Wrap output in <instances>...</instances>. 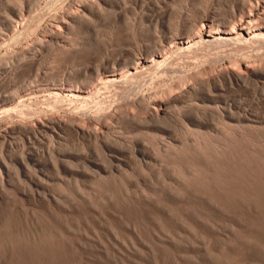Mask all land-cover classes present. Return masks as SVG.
Wrapping results in <instances>:
<instances>
[{"label":"rangeland","instance_id":"rangeland-1","mask_svg":"<svg viewBox=\"0 0 264 264\" xmlns=\"http://www.w3.org/2000/svg\"><path fill=\"white\" fill-rule=\"evenodd\" d=\"M45 1L0 0V264H264V95L257 78L233 76L263 69L264 46L238 50L237 62L214 50L140 71L137 93L173 95L164 118L100 78L117 57L145 53L215 8L227 13L231 1L110 0L72 30L54 19L79 2ZM208 90L216 97H202ZM206 98L255 109L248 118L259 121L184 115L188 101Z\"/></svg>","mask_w":264,"mask_h":264},{"label":"bare ground","instance_id":"bare-ground-1","mask_svg":"<svg viewBox=\"0 0 264 264\" xmlns=\"http://www.w3.org/2000/svg\"><path fill=\"white\" fill-rule=\"evenodd\" d=\"M49 0L45 1V2H48ZM53 1V0H51ZM62 1V0H61ZM70 3L75 1L76 0H69ZM79 2V5L80 6V9H76L74 11V9L72 10L73 12L71 11H66L64 12L63 9V13H61V15L59 14V11L58 14L61 18V21L60 19H54L55 22L57 20V22L59 23L58 24V27H60L59 25H62V27H64L65 29L67 30H72L71 28L73 27V24L74 23H80L81 21H83L85 19V17L88 15V13H91L93 12V8L94 7H97L99 4L103 3V4H108L110 0H77ZM123 0H116V3H121ZM228 1V0H227ZM231 1V10L228 11L227 13H223L221 12V10H216L217 8H215L213 11L210 12L209 15H205V14H202L201 16H199V18L195 21H193L192 23L190 24H186L184 25L181 29H179V27L175 28L174 30H171L169 33L167 34H164L163 35V39L159 41L158 44H154V45H149L146 47L145 49V53H139V54H131L129 55L126 59L124 58H119L118 57L116 59L113 60V63L111 64V67L112 69L111 70H108L109 68V64L108 65H105L102 67L103 69V72L100 74V78L103 79V84L104 85H107V84H111V85H114L115 87L116 86H120L121 87H124L125 88V92L128 91V93H131L132 96H134L132 98V102L133 104H138V105H141L143 107V105L145 106L144 111H146V113H148L147 110H150V109H153V113L152 111L150 113H152L153 115V118L154 116H156L158 119L159 116L163 115L162 117L164 118L165 115H172L171 112H172V109H170V105L169 104L172 100H174L172 98L173 95H171L169 92H166V89L165 90H154V89H150V92H148L147 95L145 94H142V92L140 93H137V90L134 88V86L132 85V82L134 80H136L135 78L137 77L138 73L142 70H145V69H148V71L150 70H155V68L159 67L161 64H164L166 62L167 59H169V57L173 54L175 55H192L193 57H205V55L207 56L208 54L214 53V50L215 51H219V53H216L214 56L218 59H220L218 56H222L221 58V62H233V60H235V57L233 58V53H237L239 52L238 50L244 48V49H248L250 47H263L264 46V0H230ZM19 2V1H18ZM17 2V3H18ZM54 2V1H53ZM60 2V0H59ZM63 2H66V0H63ZM221 2V1H220ZM22 2L20 1V4ZM50 4V1L48 2ZM57 3V2H56ZM111 3V1H110ZM219 3V2H218ZM230 3V2H229ZM228 3V4H229ZM20 4L18 7H20ZM33 4V3H32ZM72 4V3H71ZM102 4V5H103ZM221 4V3H220ZM227 4V3H225ZM60 5V4H59ZM223 5V3H222ZM15 6V5H14ZM21 6H23L21 4ZM48 6V5H47ZM55 6V5H54ZM57 6V5H56ZM46 7V6H45ZM63 7V6H62ZM65 7V6H64ZM63 7V8H64ZM70 7V6H69ZM100 7V6H99ZM22 8V7H21ZM206 8V7H205ZM23 9V8H22ZM21 9V11H22ZM219 9V8H218ZM208 10V9H207ZM206 10V11H207ZM16 11V9H15ZM14 11V13H16ZM20 11V8L19 10ZM20 11V12H21ZM210 11V9H209ZM226 11V10H225ZM56 12V13H57ZM60 12H61V9H60ZM19 12H17L18 14ZM6 15V14H5ZM53 15H54V12H53ZM56 15V14H55ZM54 15V17H55ZM119 15V14H117ZM121 15V14H120ZM37 16V15H36ZM58 16V18H59ZM7 18H9L8 16H6ZM33 17V16H32ZM11 18V17H10ZM9 18V19H10ZM14 18V17H13ZM9 19L7 20L9 22H7L8 26L7 28H10L12 26V23H11V20L9 21ZM5 21V20H4ZM13 21V20H12ZM37 24V23H36ZM54 27H57L55 25H53ZM57 27V28H58ZM14 28H15V25H14ZM56 28V29H57ZM12 29V28H11ZM56 31V30H55ZM59 33L61 34L60 32V29L58 30ZM16 32H20V31H16ZM16 32L14 31V34H16ZM63 32V31H62ZM67 32V31H66ZM57 34V33H52L51 31V36L50 38L52 37H59L62 36L60 34ZM18 34V33H17ZM14 36V35H13ZM16 36V35H15ZM14 36V37H15ZM63 38V37H62ZM56 39V38H55ZM53 40V39H52ZM64 40V39H63ZM42 42V41H41ZM40 42V44H41ZM46 42V41H45ZM44 43V41H43ZM42 43V45L44 46V44ZM156 43V42H155ZM41 45V46H42ZM262 45V46H260ZM229 47V48H227ZM227 48V49H225ZM244 49L242 51H240V53L243 54L244 52ZM254 49V48H253ZM225 50H229L227 55L226 54H221L220 51L225 52ZM252 50V49H250ZM256 50V49H255ZM263 51V49H262ZM227 52V51H226ZM252 52V51H251ZM255 52V51H254ZM263 53V52H262ZM250 54V52H249ZM256 54V53H255ZM248 55V54H247ZM183 56V57H184ZM213 56V54H212ZM211 56V57H212ZM213 56V57H214ZM239 56V55H238ZM126 57V56H125ZM197 57V58H198ZM246 57V56H245ZM178 58V57H177ZM188 58V57H187ZM206 58V57H205ZM215 58V59H216ZM238 58V57H236ZM248 58V56H247ZM23 59V58H22ZM208 59V58H206ZM256 59V58H255ZM171 60V59H170ZM173 60V59H172ZM177 60V59H176ZM175 60V61H176ZM184 60V59H183ZM257 60V59H256ZM261 59H259L260 61ZM19 61V60H18ZM217 61V60H215ZM239 61L238 60H235L234 62H237ZM242 61V60H241ZM244 61L246 62V60L244 59ZM254 61V60H253ZM218 62V61H217ZM264 62V61H262ZM261 62V63H262ZM175 63V62H174ZM242 63V62H240ZM106 64V63H105ZM222 64V63H221ZM260 64V62H259ZM104 65V64H103ZM225 65V64H224ZM214 66V65H213ZM223 67V64L221 65ZM118 68L119 72L116 73L115 71H118L116 68ZM166 67V65L164 66V68ZM227 68V67H226ZM203 69V68H202ZM206 69V68H204ZM99 70V69H98ZM189 70V69H188ZM224 70V69H223ZM242 70V69H241ZM108 71H114L115 73L113 74H106V72ZM202 71V74H203V71L204 70H201ZM200 71H196V73L194 72V75L190 74V76H195L197 75V73H199ZM228 77H231L229 75L228 72L224 73V75H226ZM236 74V73H235ZM233 74L234 76V79H238V81H243V82H249L248 80H250V77H253L254 79L257 78V80L259 81L260 83V87L263 91V95H264V68H252L251 70H249L245 75H241L240 73H237L236 75ZM188 76V74H187ZM187 76H182L180 79H179V83L183 82V80H188L189 78ZM98 77V76H97ZM187 79H186V78ZM201 77V75H200ZM220 77V76H219ZM224 77V76H223ZM227 77V78H228ZM243 77L246 79L247 77H249V79L246 81L243 80ZM196 78H198V75L196 76ZM233 78V77H232ZM242 80H241V79ZM253 78L252 81H253ZM192 79V78H190ZM189 79V80H190ZM216 79H218L216 77ZM99 80V79H98ZM97 80V81H98ZM184 80V82H186ZM200 83L203 82V80H201L199 78ZM196 81V80H195ZM224 81V80H223ZM237 81V82H238ZM92 82V80H91ZM99 82H101L99 80ZM183 82V83H184ZM217 82V81H216ZM98 83V82H96ZM177 83V82H176ZM218 83V82H217ZM221 83V82H220ZM96 86L95 83H92ZM214 84V83H213ZM244 84V83H243ZM102 85V83L99 85V86H104ZM178 85V84H177ZM176 85V86H177ZM184 85V84H183ZM113 86V87H114ZM202 86V85H201ZM79 87V86H78ZM77 87V88H78ZM114 87V88H115ZM165 87V86H164ZM164 87H161V88H164ZM216 87V86H214ZM219 87V86H217ZM123 88V89H124ZM181 88V87H180ZM222 87L220 86V89ZM101 89V88H100ZM169 89L171 88H168L167 87V90L169 91ZM223 89V88H222ZM95 90V89H94ZM93 90V91H94ZM115 90V89H114ZM117 90V89H116ZM136 90V93H134V91ZM153 90V91H151ZM187 90V89H186ZM216 90H219V88H216ZM105 91V89L103 90ZM120 91V90H119ZM172 91V90H170ZM16 92V91H15ZM14 92V95L13 93L11 95L14 96H18L16 95V93ZM57 92V91H56ZM54 91V93H56ZM71 92V98L73 99H76V98H81L84 100V95H86L85 93L81 92V91H70ZM117 92V91H116ZM121 92V91H120ZM115 93V92H114ZM18 94V93H17ZM95 94V93H94ZM105 94V93H104ZM202 94L204 96L202 97H209V96H212V97H216L215 93L213 92L214 95H212V92L210 90L208 91H204V93L202 92ZM10 95V93H9ZM54 94H52L53 96ZM57 95V94H55ZM161 95V96H159ZM184 95V93H183ZM4 96H8V94L6 95L4 93ZM89 96V95H88ZM91 96V95H90ZM89 96V97H90ZM155 96H158L159 97H162L160 99H158L157 97ZM192 96V95H191ZM11 97V96H10ZM12 97V98H13ZM87 97V96H86ZM93 97V96H92ZM129 97V96H127ZM1 98V97H0ZM9 98V97H8ZM210 98V97H209ZM14 99V98H13ZM54 99V97H53ZM59 99V98H58ZM61 99V97H60ZM86 99V98H85ZM98 99V98H97ZM130 99V98H129ZM216 99V98H215ZM63 100V99H62ZM95 100V99H94ZM14 101V100H13ZM51 101V100H50ZM60 101V100H59ZM85 101V100H84ZM89 101V100H88ZM32 102V101H31ZM36 102V101H35ZM44 102V101H43ZM58 102L55 100V103ZM90 102V101H89ZM5 103V102H3ZM49 103V102H48ZM51 103H54V102H51ZM77 103V102H76ZM87 103V101H86ZM126 103V102H125ZM152 103V104H151ZM47 104V103H46ZM58 104V103H57ZM1 105V104H0ZM38 105V104H37ZM60 105V103H59ZM153 105V106H152ZM184 105V104H183ZM54 106V105H53ZM137 106V105H136ZM23 107V106H22ZM32 107V105H31ZM34 108V107H32ZM73 107H76V106H73ZM185 109H183V113L185 112L184 115H186L187 117H189L190 120H193L195 122H199L200 119L198 118V114L200 113H209V114H218L220 115L223 119H226V120H223V121H236V122H243L245 123V125H249L250 122H254V121H257V120H252L251 118H248V116H252V117H257V114L259 111H256L255 109H251L249 110V114L248 115H243L241 112H246L247 110L245 109L246 107H242L240 105H237L235 103H229L228 101H224V100H211V99H203V100H199L198 102H191V101H188L187 105H185ZM25 108V107H23ZM28 108V107H27ZM36 108V107H35ZM63 108V107H61ZM176 108V107H175ZM17 109V108H16ZM20 109V108H19ZM18 109V110H19ZM74 109V108H73ZM141 109V107H140ZM23 110V109H22ZM19 111L18 113H22L24 112L23 111ZM29 110V109H28ZM69 110V109H68ZM72 110V109H71ZM78 110V109H77ZM86 110V109H85ZM8 111L11 112V108L8 109ZM7 111V112H8ZM27 111V110H26ZM79 111V110H78ZM89 111V110H88ZM98 111V110H97ZM29 112V111H28ZM96 112V111H95ZM179 112V110H178ZM13 113V112H12ZM34 113V112H33ZM31 112V114H33ZM98 113V112H96ZM241 113L240 115H236V114H239ZM30 114V113H29ZM101 114V113H100ZM149 114V113H148ZM182 114V113H181ZM18 115V114H17ZM20 115V114H19ZM78 115V114H77ZM82 115V114H81ZM81 115L79 117H81ZM5 116V115H4ZM10 116V115H9ZM54 116V115H53ZM84 116V115H83ZM95 116V115H94ZM97 116V114H96ZM102 116V115H101ZM104 116V115H103ZM109 116V115H108ZM149 116V115H148ZM8 117V116H7ZM17 117V116H16ZM22 117V116H21ZM28 117V116H27ZM50 117V116H49ZM71 117V116H70ZM88 117V116H86ZM166 117V116H165ZM4 118V117H3ZM26 119V117H24ZM75 118V117H74ZM74 118H69L70 120H68L67 122H65V120L61 121V119H59L60 121H57V120H51L50 122L52 121H57V123L60 125V124H70L72 126V124H75L73 123V119ZM259 118V117H258ZM23 119V118H22ZM28 119V118H27ZM81 119V118H80ZM96 120L98 118H94L93 116H91L89 118V120ZM155 119V120H156ZM219 119V118H218ZM221 119V118H220ZM50 119H48L49 121ZM75 120V119H74ZM85 120V118H84ZM185 120V119H184ZM15 121V120H14ZM22 121V120H21ZM20 121V122H21ZM221 120V123L223 122ZM259 121V120H258ZM257 121V122H258ZM19 122V123H20ZM82 122V121H81ZM16 123V122H15ZM27 123V122H26ZM26 123L24 122L23 123V126H26ZM56 123V124H57ZM220 123V122H219ZM235 123V122H234ZM45 124V122H44ZM187 124V123H186ZM22 125V122L20 124V126ZM43 125V124H42ZM46 126L48 125L45 124ZM65 125V124H64ZM183 125H185L184 121H183ZM195 125V124H194ZM202 125V124H201ZM236 125V126H235ZM237 125L239 127V124L236 123V124H231V126H235L237 128ZM247 125V126H248ZM61 126V125H60ZM76 126V125H75ZM74 126V127H75ZM183 126V127H184ZM255 126V125H254ZM262 126V125H261ZM44 127V125H43ZM48 127V126H47ZM50 127V126H49ZM62 127V126H61ZM79 128H82L81 126H78ZM84 127V126H83ZM188 128V126H186ZM185 127V128H186ZM191 126H189L190 128ZM11 128V127H10ZM52 128V126L50 127ZM77 128V127H76ZM186 128V131H190V129H187ZM195 128V127H194ZM194 128L191 130L193 131V135H195V137H197L196 135L199 136L200 132H198V129H195L197 131L194 132ZM220 128V127H219ZM240 128V127H239ZM250 128H253V127H250ZM44 129V128H43ZM33 130V128H32ZM31 130V131H32ZM46 130V129H45ZM242 130V128H241ZM47 131V130H46ZM54 131V130H53ZM51 131V132H53ZM56 131V130H55ZM239 131V130H238ZM58 132V130L56 131ZM183 133L184 130H183ZM190 133V132H189ZM192 133V132H191ZM190 133V134H191ZM196 133V134H194ZM58 134V133H57ZM231 134V133H230ZM182 135V134H181ZM193 137V136H192ZM187 138V137H186ZM192 140H196L194 143L196 144H199V140L196 138H193ZM199 142H198V141ZM183 141V140H182ZM219 141V140H218ZM184 142V141H183ZM187 142V140H186ZM192 142V141H191ZM198 142V143H197ZM182 143V142H181ZM185 143V142H184ZM201 143V142H200ZM219 143V142H218ZM171 144V143H170ZM173 146V143L171 144ZM215 145V144H214ZM171 147V146H170ZM191 147V146H190ZM169 148V147H168ZM174 148V147H173ZM170 149V148H169ZM203 149V148H202ZM177 150V149H176ZM203 151V150H202ZM234 154V153H233ZM142 155H145L144 153H142ZM148 157V156H146ZM116 161L120 162L119 159H116Z\"/></svg>","mask_w":264,"mask_h":264}]
</instances>
